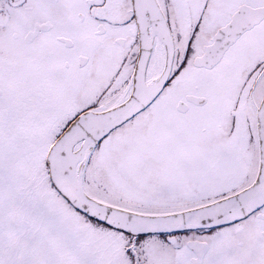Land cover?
<instances>
[{"label": "snow or ice", "instance_id": "1", "mask_svg": "<svg viewBox=\"0 0 264 264\" xmlns=\"http://www.w3.org/2000/svg\"><path fill=\"white\" fill-rule=\"evenodd\" d=\"M0 264H264V0H0Z\"/></svg>", "mask_w": 264, "mask_h": 264}]
</instances>
